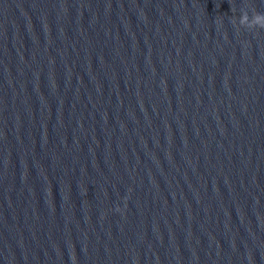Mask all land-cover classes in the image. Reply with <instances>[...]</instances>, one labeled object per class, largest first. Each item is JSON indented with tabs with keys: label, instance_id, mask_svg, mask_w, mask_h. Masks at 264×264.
<instances>
[{
	"label": "water",
	"instance_id": "obj_1",
	"mask_svg": "<svg viewBox=\"0 0 264 264\" xmlns=\"http://www.w3.org/2000/svg\"><path fill=\"white\" fill-rule=\"evenodd\" d=\"M256 15L0 0V264H264Z\"/></svg>",
	"mask_w": 264,
	"mask_h": 264
},
{
	"label": "clouds",
	"instance_id": "obj_2",
	"mask_svg": "<svg viewBox=\"0 0 264 264\" xmlns=\"http://www.w3.org/2000/svg\"><path fill=\"white\" fill-rule=\"evenodd\" d=\"M245 19H248L247 14H245V15L242 17L241 21H243V20H245ZM256 21L259 22V25H258V26H260V27H264V15H256V16L253 18L251 24L248 23L247 25H248V26H252V25H254V22H256ZM241 24H243V23H241Z\"/></svg>",
	"mask_w": 264,
	"mask_h": 264
}]
</instances>
